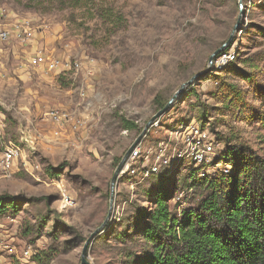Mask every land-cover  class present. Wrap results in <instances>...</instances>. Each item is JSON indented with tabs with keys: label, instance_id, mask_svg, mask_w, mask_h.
<instances>
[{
	"label": "rangeland",
	"instance_id": "374dc122",
	"mask_svg": "<svg viewBox=\"0 0 264 264\" xmlns=\"http://www.w3.org/2000/svg\"><path fill=\"white\" fill-rule=\"evenodd\" d=\"M0 9L6 11L0 23L26 20L33 30L24 45L17 39L0 44V151L10 143L22 150L11 173L0 171V195L20 204L17 216H0V264H22L29 250V264L49 251V264H82L84 246L109 213L104 231L89 243L87 261L127 264L128 252L140 254L136 233L128 236L129 219L136 208L150 209L142 193L152 181L123 175L111 202L114 172L139 137L165 143L172 153L195 123L216 138L220 157L228 140L264 158V0L242 12L239 0H0ZM239 19L226 48L237 60L212 73L214 60L209 75L178 93L206 72ZM38 51L82 66L48 73L32 63ZM229 88L247 110L229 104ZM176 94L170 110L142 135ZM53 109L70 122L55 125L47 117ZM122 118L137 128L126 129ZM169 174L157 175L179 185L169 205L180 213L189 207L182 202L192 193L185 182L196 170L180 163ZM64 195L73 206L64 207ZM53 211L68 228H55ZM124 232L122 241L117 235Z\"/></svg>",
	"mask_w": 264,
	"mask_h": 264
},
{
	"label": "trees",
	"instance_id": "16d2710c",
	"mask_svg": "<svg viewBox=\"0 0 264 264\" xmlns=\"http://www.w3.org/2000/svg\"><path fill=\"white\" fill-rule=\"evenodd\" d=\"M73 1L80 4L104 0ZM226 95L231 106L247 110L246 102L235 89L229 88ZM156 103L160 109L165 105L158 100ZM122 121L126 129L137 128L125 118ZM261 123L264 125V118ZM225 142L222 157L232 164V172L185 182L187 191L192 193L185 195L182 202L187 201L189 207L180 213L169 205L179 185L163 175L148 178L152 185L142 194L150 200V209L136 208L129 219L128 236L131 231L136 233L135 241L139 240L143 248L140 254L128 252L127 264H264V158L245 144ZM19 206L17 199L0 195L1 217L17 216ZM53 213L55 228H68L61 215ZM26 233L31 234V229ZM126 234L119 233L118 239L124 241ZM52 258L49 251L37 255L35 260L49 264Z\"/></svg>",
	"mask_w": 264,
	"mask_h": 264
},
{
	"label": "built area",
	"instance_id": "2783aa9c",
	"mask_svg": "<svg viewBox=\"0 0 264 264\" xmlns=\"http://www.w3.org/2000/svg\"><path fill=\"white\" fill-rule=\"evenodd\" d=\"M254 1L244 0L243 5H251ZM5 13V10L0 9L1 17ZM32 34L33 30L30 21L18 20L13 23H0V44H7L12 39H17L24 45ZM236 58V52H233L232 49L222 52L215 59V68L212 73L224 71L237 60ZM32 63L35 68L42 69L48 73L59 70H62L63 73L72 70L78 72L82 66L80 62L70 64V62L65 63L59 59L49 57L42 51L36 53ZM47 117L59 127H63L70 122L65 113L58 109L50 110L47 113ZM76 125L79 126L80 123H74V126ZM181 128L184 129V127ZM146 136L130 153L120 177L128 174L147 179L151 175L163 174V172L166 173V176H169V173L180 163L184 165L187 162L196 170L194 179L216 173L230 174L233 170L232 164L218 154L216 138L208 130H202L195 123H191L185 128L184 133L181 135V145L176 146L172 153V147L165 143L150 144L146 141ZM20 157H22V150L19 146L10 143L2 147L0 151V171L5 174L11 173L15 161ZM63 202L65 208L74 204V201L66 195L63 196ZM31 252V250L26 252L27 258L22 264H29L27 259L30 257Z\"/></svg>",
	"mask_w": 264,
	"mask_h": 264
},
{
	"label": "water",
	"instance_id": "95a60500",
	"mask_svg": "<svg viewBox=\"0 0 264 264\" xmlns=\"http://www.w3.org/2000/svg\"><path fill=\"white\" fill-rule=\"evenodd\" d=\"M244 0H239V6H240V11L242 12L243 11V8H244ZM239 23H240V19L238 20L236 26L234 27V30L232 32V35L230 36V38L228 39V41L221 47L219 48L218 50H216L213 55L210 57L209 59V66H208V69L206 70V72L204 73H199L197 75H195L189 82H187L186 84H184L180 91L178 93H180L182 90H184L186 87H190L193 82L196 80V79H202L204 77H206L207 75H209L212 71V66H213V63H214V60L215 58L221 54L222 52L225 51V49L232 45L233 44V36L235 34V32L237 31L238 29V26H239ZM177 93V94H178ZM177 94L173 97V99L162 109L160 110L150 121L149 123L146 125L142 135H145V133L147 132V130L149 129V127L155 123L159 118H161L164 114H166L169 110H170V105L172 104V102L175 100ZM141 140V137H139V139H137V141L130 147V149L127 151V153L125 154V156L122 158V161L120 162V164L118 165V167L116 168L115 172H114V175L112 177V181H111V202H113V199H114V192H115V188H116V185H117V182L119 180V177H120V174L122 172V170L124 169L125 165H126V162L129 158V155L130 153L132 152V150L139 144ZM111 216V213H109L108 215V218L106 219L105 223L96 231V233H94L92 235V237L87 241L86 245L84 246V249H83V252H82V264H90L88 261H87V248L89 246V243L90 241L92 240V238L95 236V234L97 233H100L102 231H104V228L105 226L107 225L108 223V220Z\"/></svg>",
	"mask_w": 264,
	"mask_h": 264
},
{
	"label": "crops",
	"instance_id": "0c3cea01",
	"mask_svg": "<svg viewBox=\"0 0 264 264\" xmlns=\"http://www.w3.org/2000/svg\"><path fill=\"white\" fill-rule=\"evenodd\" d=\"M1 17V16H0ZM1 19V18H0Z\"/></svg>",
	"mask_w": 264,
	"mask_h": 264
}]
</instances>
